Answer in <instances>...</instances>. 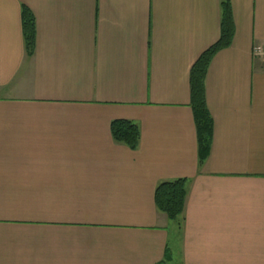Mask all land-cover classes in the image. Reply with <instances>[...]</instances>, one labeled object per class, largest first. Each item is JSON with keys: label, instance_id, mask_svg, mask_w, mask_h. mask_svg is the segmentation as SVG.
Returning <instances> with one entry per match:
<instances>
[{"label": "crops", "instance_id": "0c3cea01", "mask_svg": "<svg viewBox=\"0 0 264 264\" xmlns=\"http://www.w3.org/2000/svg\"><path fill=\"white\" fill-rule=\"evenodd\" d=\"M222 1L0 0V264H160L167 249L169 264H264V0H228L199 163L191 71ZM114 120L138 126L135 150ZM180 178L171 220L154 191Z\"/></svg>", "mask_w": 264, "mask_h": 264}, {"label": "trees", "instance_id": "16d2710c", "mask_svg": "<svg viewBox=\"0 0 264 264\" xmlns=\"http://www.w3.org/2000/svg\"><path fill=\"white\" fill-rule=\"evenodd\" d=\"M222 31L219 41L206 50L195 63L191 71V107L199 137V163H202L208 153L211 118L207 111L204 98V78L207 67L213 55L222 47L229 45L231 40L230 7L228 0L222 1ZM23 29L27 48L32 50L34 40L33 17L27 11L23 15ZM111 133L116 142L126 144L135 150L140 139L138 126L129 120H114L111 123ZM186 179L180 178L159 183L154 191V201L157 208L169 219L176 220L183 212L186 196ZM170 251L167 249L165 258L160 264H169Z\"/></svg>", "mask_w": 264, "mask_h": 264}, {"label": "built area", "instance_id": "2783aa9c", "mask_svg": "<svg viewBox=\"0 0 264 264\" xmlns=\"http://www.w3.org/2000/svg\"><path fill=\"white\" fill-rule=\"evenodd\" d=\"M252 57L264 64V43H255L253 45Z\"/></svg>", "mask_w": 264, "mask_h": 264}, {"label": "rangeland", "instance_id": "374dc122", "mask_svg": "<svg viewBox=\"0 0 264 264\" xmlns=\"http://www.w3.org/2000/svg\"><path fill=\"white\" fill-rule=\"evenodd\" d=\"M175 241H176V238H175V233L172 234L171 232V236H170V246L172 248V250L174 251V247H175Z\"/></svg>", "mask_w": 264, "mask_h": 264}]
</instances>
